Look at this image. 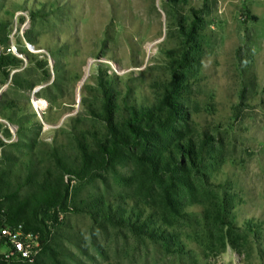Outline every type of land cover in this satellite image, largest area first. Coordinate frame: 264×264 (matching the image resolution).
<instances>
[{
    "label": "rangeland",
    "instance_id": "obj_1",
    "mask_svg": "<svg viewBox=\"0 0 264 264\" xmlns=\"http://www.w3.org/2000/svg\"><path fill=\"white\" fill-rule=\"evenodd\" d=\"M0 22L20 61L0 69V170L11 154L58 175L54 149L80 158V142L100 159L120 122L102 81L159 111L183 82L188 133L209 137L189 187L147 179L133 150L85 183L67 179L69 209L121 199L174 242L53 211L36 219L51 235L34 264H264V0H0Z\"/></svg>",
    "mask_w": 264,
    "mask_h": 264
},
{
    "label": "trees",
    "instance_id": "obj_2",
    "mask_svg": "<svg viewBox=\"0 0 264 264\" xmlns=\"http://www.w3.org/2000/svg\"><path fill=\"white\" fill-rule=\"evenodd\" d=\"M10 26L8 22H0V34L4 35ZM6 41L2 39V42ZM185 61L187 60L184 59ZM19 63L13 56L0 57V69L17 66ZM182 86L184 83L179 82L167 91L161 105L163 111H159L136 104L130 99V93L121 95L108 81H102L108 120L111 123L115 120L120 122L114 128L111 124L113 135L108 145H103L101 140L97 143L100 159L92 160L82 142L79 144L82 151L80 158L56 148L53 155L61 173L53 175L49 170L21 163L11 154L6 155L8 170H0V227H22L25 234H39L41 245L45 248L49 244L51 232L44 222L39 226L36 224L39 216L53 211L69 213L87 210L98 220H106L119 227H129L152 240L163 241L166 245L174 242V235L155 227L148 218L144 221L142 211L136 206L128 207L121 199L111 202L109 199L95 198L69 209V185L66 182L69 178L85 183L97 171L107 169L125 151L133 150L136 151V161L147 179L154 182L167 179L178 188L181 185L189 187L190 174L200 168L209 137L200 145L188 133L186 125L189 117L179 102L182 98ZM2 146L3 143L0 142V147ZM17 168L21 171L19 175L16 173ZM26 190L28 192L23 196ZM166 200L171 207H177V201L170 198V195ZM0 264L16 263L1 258Z\"/></svg>",
    "mask_w": 264,
    "mask_h": 264
},
{
    "label": "built area",
    "instance_id": "obj_3",
    "mask_svg": "<svg viewBox=\"0 0 264 264\" xmlns=\"http://www.w3.org/2000/svg\"><path fill=\"white\" fill-rule=\"evenodd\" d=\"M17 54L18 49L15 45H9L6 49L0 34V57L7 55L17 57ZM36 111L39 113L37 108ZM59 216L61 219L63 218L62 213H59ZM0 249L5 250L1 258L7 262L34 264L42 252L43 246L39 234H25L22 227L18 229L0 227Z\"/></svg>",
    "mask_w": 264,
    "mask_h": 264
},
{
    "label": "bare ground",
    "instance_id": "obj_4",
    "mask_svg": "<svg viewBox=\"0 0 264 264\" xmlns=\"http://www.w3.org/2000/svg\"><path fill=\"white\" fill-rule=\"evenodd\" d=\"M34 104H35V106H36V108H37V110L39 112H41V111H43L45 109V103H44V101H36V102H34Z\"/></svg>",
    "mask_w": 264,
    "mask_h": 264
}]
</instances>
